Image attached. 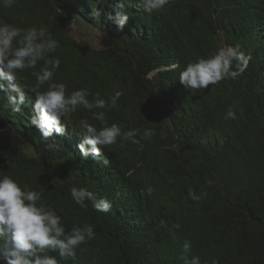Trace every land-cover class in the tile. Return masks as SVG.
I'll return each instance as SVG.
<instances>
[{
    "label": "trees",
    "instance_id": "1",
    "mask_svg": "<svg viewBox=\"0 0 264 264\" xmlns=\"http://www.w3.org/2000/svg\"><path fill=\"white\" fill-rule=\"evenodd\" d=\"M63 1L105 32L117 53L98 55L51 34L42 0L0 4V22L45 27L58 42L54 55L61 61L53 82L64 83L69 93L87 88L109 102L119 93L116 106L106 111L108 125L116 123L124 131L139 128L141 133L151 128L155 135L141 141L142 150L118 138L102 149L109 161L105 166L82 159L76 147L82 139L79 119L103 126L83 108L61 118L65 134H53L49 141L55 139L58 148L41 142L31 125V69L18 73L17 80L29 107L11 112L0 91L1 114L68 181L54 183L41 166L17 162L1 136L0 174L40 191L66 231L74 225L94 226V239L77 249V259L61 264H184L185 240L192 245L189 257L198 255L200 264H264V0H171L153 13L139 7L138 0H125L129 19L122 31L106 18L116 14L119 0ZM237 45L251 56L241 76L199 91L180 83L188 62ZM42 66L43 61L35 70ZM229 107L237 119L223 118ZM72 186L110 200L111 211L97 212L91 202L80 208L70 195ZM146 187L153 189L150 196L141 195ZM189 189L203 194L199 202L188 198ZM0 264L6 262L0 258Z\"/></svg>",
    "mask_w": 264,
    "mask_h": 264
},
{
    "label": "clouds",
    "instance_id": "2",
    "mask_svg": "<svg viewBox=\"0 0 264 264\" xmlns=\"http://www.w3.org/2000/svg\"><path fill=\"white\" fill-rule=\"evenodd\" d=\"M16 0H0L5 7H12ZM171 0H138V6L148 13L159 12L169 5ZM116 14L108 13L107 20L115 25L117 31H122L127 25L129 14L125 10V0L115 4ZM58 42L45 27L19 28L0 22V91L6 98V107L13 113H19L21 106L29 107L26 96L20 87L18 73L31 69V76L35 83L30 90L35 93L34 103L30 108L33 113L31 125L39 133L41 142L48 149L58 148L55 139L50 141L53 134L63 136L65 126L61 118L67 120L71 114L83 108L92 114V119L103 125L97 128L87 118L79 119L76 128L81 141L76 145L80 156L84 160L92 159L109 164L102 155V149L120 141H127L142 150L141 141L151 140L155 132L145 128L141 133L139 128L122 130L120 125H108L106 111L116 106L119 93L110 98V102L94 95L87 88L67 91L64 83L53 82L61 61L55 56ZM251 60L237 45L225 46L217 49L207 58H199L188 62L180 73L179 81L191 90H206L210 85L221 81L236 79L248 68ZM43 61V66L35 70ZM46 90L41 91L42 86ZM93 96L89 99V96ZM225 120L237 119L236 112L229 107L223 117ZM70 195L76 205L82 209L91 202L97 212L108 213L112 209V202L106 198H97L96 194L87 188L72 186ZM153 189H142L141 195H151ZM188 198L199 202L203 194H197L189 189ZM178 229L179 225H175ZM96 233L91 224L74 225L66 231L62 217L57 211L47 205L42 199L40 191L33 190L27 184L21 185L12 176L0 174V258L6 264H61V261L77 259V249L94 239ZM191 242L183 243L181 259L184 264H200L198 255L189 257ZM55 252L59 256L50 255ZM212 264H218L216 260Z\"/></svg>",
    "mask_w": 264,
    "mask_h": 264
},
{
    "label": "water",
    "instance_id": "3",
    "mask_svg": "<svg viewBox=\"0 0 264 264\" xmlns=\"http://www.w3.org/2000/svg\"><path fill=\"white\" fill-rule=\"evenodd\" d=\"M46 26L51 34H59L73 40L77 45L86 47L95 54L111 55L117 53L116 48L105 32L85 22L77 13L70 9L63 0H42ZM0 136L14 152L17 162L38 165L46 177L58 184L67 183L63 179L56 163L43 154L36 153L25 135L16 131L9 119L0 112ZM73 168L72 164H69ZM69 183V182H68ZM68 185H72L71 183Z\"/></svg>",
    "mask_w": 264,
    "mask_h": 264
}]
</instances>
